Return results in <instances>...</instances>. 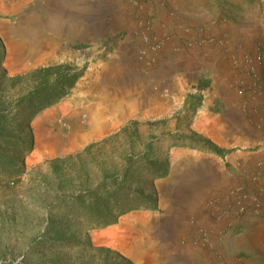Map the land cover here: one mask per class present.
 Instances as JSON below:
<instances>
[{
	"label": "crops",
	"instance_id": "1",
	"mask_svg": "<svg viewBox=\"0 0 264 264\" xmlns=\"http://www.w3.org/2000/svg\"><path fill=\"white\" fill-rule=\"evenodd\" d=\"M38 1L53 9L33 16L34 43L47 42L41 53L114 36L92 91L145 131L156 122L179 132L157 142L168 164L153 181L157 209L123 214L94 237L130 218L126 237L97 244L135 264H264V0ZM142 30L161 40L158 61L144 67L120 42L135 45ZM258 51L256 92L246 56Z\"/></svg>",
	"mask_w": 264,
	"mask_h": 264
},
{
	"label": "rangeland",
	"instance_id": "2",
	"mask_svg": "<svg viewBox=\"0 0 264 264\" xmlns=\"http://www.w3.org/2000/svg\"><path fill=\"white\" fill-rule=\"evenodd\" d=\"M51 8L38 0H5L2 5L0 0V133L31 144L27 150L14 144L8 150L0 141V148L19 163L18 172L2 174L0 181V264L24 257L39 262L48 256L58 264H135L97 244L94 235L103 227L75 223L70 214L72 198L105 178L123 177L126 171L132 188L153 192L155 178L148 160L161 161L157 142L179 132L154 129L156 122L145 131V123L119 116L118 106L106 105L92 91L117 46L114 36L100 38L90 48L75 43L66 51L41 53L47 42L34 43L33 16L48 15ZM120 38L122 47L132 50L131 59L148 66V59L138 55L139 41L133 45ZM54 63L79 69L86 65L84 76H90L81 77L69 96L38 114L31 128L21 130L7 115L8 107L36 84L30 75L33 70ZM64 101L69 102L68 111L50 124L48 137L40 140L35 120ZM95 114L97 126L92 124Z\"/></svg>",
	"mask_w": 264,
	"mask_h": 264
},
{
	"label": "trees",
	"instance_id": "3",
	"mask_svg": "<svg viewBox=\"0 0 264 264\" xmlns=\"http://www.w3.org/2000/svg\"><path fill=\"white\" fill-rule=\"evenodd\" d=\"M86 70V65L79 69L69 63H54L36 68L30 73L35 78L36 84L8 107L7 115L18 122L21 130L31 128V123L38 114L71 94ZM15 79H21V76ZM207 85L206 82L205 86ZM190 138L198 140L194 135ZM18 139L12 137L10 133H0V141L5 145L4 149L10 150L13 144L25 150L29 149L31 145L29 142ZM206 147L218 154H224V150L215 145L206 143ZM4 149L0 148V181L4 180L2 174L19 171L18 161L5 153ZM148 162L153 167V178L167 173V162L152 160ZM72 202L70 214L74 215L75 223L79 222L83 225L90 223L92 227L114 224L118 222L120 216L131 210L157 209L156 193L147 192L143 187L132 188L128 183L127 171L121 178H105L96 187L80 192L72 198ZM3 264H58V262L48 256L47 259H41L39 262L24 257L20 261H7Z\"/></svg>",
	"mask_w": 264,
	"mask_h": 264
},
{
	"label": "bare ground",
	"instance_id": "4",
	"mask_svg": "<svg viewBox=\"0 0 264 264\" xmlns=\"http://www.w3.org/2000/svg\"><path fill=\"white\" fill-rule=\"evenodd\" d=\"M68 109H69V102L64 101V102H61V103L49 108L43 114V116H41L40 118L35 120V125H36L38 132H39V139L40 140L45 138V137H48L50 124L53 121H55L62 113H65L66 111H68ZM92 124L94 126H97V124H98L96 114L92 117ZM51 134H52V132H51ZM133 219H135V218H133ZM123 222L124 223L122 225L110 226V227L103 229L102 231L98 232V234H96V237L98 238V239L97 238L95 239L96 242L99 243L102 241H106L110 244V243H114L118 239L120 240V239L125 238L127 235V232H128L127 228L130 226L131 221H130V218H126L125 221H123ZM121 249H123V248L121 247Z\"/></svg>",
	"mask_w": 264,
	"mask_h": 264
},
{
	"label": "built area",
	"instance_id": "5",
	"mask_svg": "<svg viewBox=\"0 0 264 264\" xmlns=\"http://www.w3.org/2000/svg\"><path fill=\"white\" fill-rule=\"evenodd\" d=\"M137 39L140 43L138 55L140 57H146L149 63L158 61L161 40L156 39L148 30L140 31L139 35H137ZM206 40H210V37H206ZM262 59L263 54L260 51L246 56V61L249 63L250 74L252 77V84H250L249 87L255 89L256 92L261 90L262 76L260 68L262 65ZM244 84L245 82L243 81L242 85Z\"/></svg>",
	"mask_w": 264,
	"mask_h": 264
}]
</instances>
